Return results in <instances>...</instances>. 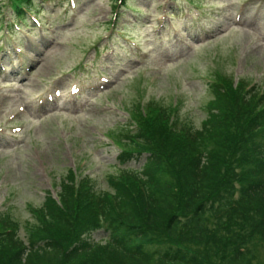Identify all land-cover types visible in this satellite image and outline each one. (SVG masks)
I'll use <instances>...</instances> for the list:
<instances>
[{
    "label": "rangeland",
    "instance_id": "obj_1",
    "mask_svg": "<svg viewBox=\"0 0 264 264\" xmlns=\"http://www.w3.org/2000/svg\"><path fill=\"white\" fill-rule=\"evenodd\" d=\"M172 3L168 6L188 13L176 23L185 45L154 38L151 17L162 11L163 0L128 1L138 9L133 24L144 22L136 35L148 51L146 59L138 46L133 55L122 51L126 46L116 39L126 18L120 0H52L50 9L39 3V18L48 15L45 26L52 30L37 35L35 47L29 45V75L14 71L0 76V218L8 215L21 239L36 224L32 210L40 209L47 192L55 197L71 171L106 190V176L115 173L121 152L106 135L124 128L129 108L143 103L177 106L179 122L197 130L213 98V80L228 78L245 90L249 86L264 93V0ZM71 5L75 9L69 13ZM107 31L114 32L113 46L105 43ZM83 65L89 76L105 72L112 83L76 101L69 86ZM53 87L61 90L60 98L40 107ZM140 161L126 165L138 169ZM106 237L103 230L90 234L94 242ZM253 263L264 264V244Z\"/></svg>",
    "mask_w": 264,
    "mask_h": 264
},
{
    "label": "trees",
    "instance_id": "obj_2",
    "mask_svg": "<svg viewBox=\"0 0 264 264\" xmlns=\"http://www.w3.org/2000/svg\"><path fill=\"white\" fill-rule=\"evenodd\" d=\"M217 81L200 129L174 130L168 112L149 110L119 159L143 165L109 174L107 190L70 175L32 210L25 239L1 217L0 264H253L264 244V95ZM98 230L107 237L94 242Z\"/></svg>",
    "mask_w": 264,
    "mask_h": 264
}]
</instances>
